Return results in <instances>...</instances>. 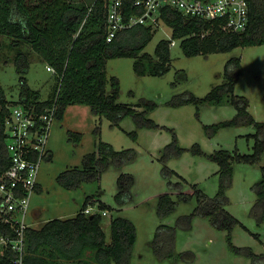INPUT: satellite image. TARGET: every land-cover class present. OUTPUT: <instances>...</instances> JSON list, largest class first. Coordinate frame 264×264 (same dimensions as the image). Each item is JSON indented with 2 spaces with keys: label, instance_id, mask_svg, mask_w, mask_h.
<instances>
[{
  "label": "rangeland",
  "instance_id": "374dc122",
  "mask_svg": "<svg viewBox=\"0 0 264 264\" xmlns=\"http://www.w3.org/2000/svg\"><path fill=\"white\" fill-rule=\"evenodd\" d=\"M171 35V28L161 18L145 51L155 57L157 43L161 39H170ZM0 38L5 44L0 56V83L7 99L14 102L20 92V74L14 62L16 51L11 46L12 38L1 35ZM175 41L171 46V65L164 75L138 74L134 68L136 58L133 57L109 58L106 62L107 93L112 92L111 78H118V102L134 105L142 111L147 110L146 103H155V108L147 111V117L160 127H138L132 117L115 124L107 117L97 115L89 104L68 105L64 118L53 124L48 143L50 155L47 158L50 159L41 163L37 179L41 189L32 194L27 220L33 228H41L54 218L75 217L83 209L85 199L95 196L97 203L93 211H99L100 202L110 207L105 215L100 210L107 243L111 242L112 219L125 217L135 224L137 241L130 264H254L251 256L230 246L226 232L215 228L202 216L194 218L191 228H177L176 256L160 258L154 252L152 241L159 224L176 226L181 215L191 214L198 205L195 197L185 198L194 191V184L211 197L217 193L219 165L208 156L220 149L252 153L254 138L249 139L247 135L257 130L255 125H231L210 135L205 125L231 120L237 112L234 105L199 102L198 109L194 102L174 105L173 101H181L188 94L200 101L214 86L224 82L226 62L232 57H240L242 67L235 95L246 97L249 113L258 122H264V44L187 56L180 40ZM22 49L29 54V71L25 75L27 85L40 92L43 98L49 97L56 83L55 74L30 46L23 45ZM155 61L156 58L153 59ZM70 131L81 133L79 142L70 135ZM133 131L137 132V137L131 134ZM174 136L178 146L185 150L168 156L164 148L173 142ZM101 143L112 145L116 151L132 149L135 159L118 166L113 158H109L100 178L83 182L78 189L60 185L58 175L66 169L83 168L85 157L99 153ZM196 145L200 146L201 154L193 151ZM166 167L174 172L167 171ZM127 176L131 177L130 182ZM263 178L264 154L256 164L235 162L232 185L226 191L229 198L226 209L244 225L234 228L233 243L237 247H250L258 255H264V220L254 216L252 208L257 199L254 186ZM170 182H182V192ZM121 191L130 196V200L123 204L117 200ZM166 193L177 204L171 215L160 218L157 214L159 197ZM36 212L37 216L34 215ZM255 233L260 235V239L254 236ZM183 252H191L194 259H187L190 254L181 258L179 253Z\"/></svg>",
  "mask_w": 264,
  "mask_h": 264
},
{
  "label": "trees",
  "instance_id": "16d2710c",
  "mask_svg": "<svg viewBox=\"0 0 264 264\" xmlns=\"http://www.w3.org/2000/svg\"><path fill=\"white\" fill-rule=\"evenodd\" d=\"M134 1L124 0L126 16L143 12V9L133 7ZM247 3L250 11L249 25L245 31L237 33L223 30L220 21L187 17L169 8L162 9L161 14L167 26L171 28L172 38L180 40L185 55H208L214 52H228L239 46L264 44V0H247ZM155 32L156 28L151 25L138 24L119 32L111 42H108L106 0H0V35L12 38L11 46L16 51L14 62L20 74L18 102L29 104L43 99L41 105L44 107L52 103L60 89L57 119L64 118L68 105L84 103L91 105L97 115L105 116L115 124L132 117L138 127L159 128L160 125L155 120L147 117V111L154 109L155 103H146L147 110L143 111L134 105L119 103L120 83L116 77L111 78L112 92L108 94L106 91L108 82L106 62L109 58H136L134 68L140 75L146 73L164 75L168 72L171 65L169 39H161L157 43L155 57L145 51ZM23 45L30 46L42 60L55 69L56 83L47 98H43L40 92L27 85L25 75L29 71V54L22 49ZM4 48L5 44L0 38V56ZM241 67V58L232 57L225 64L224 82L214 86L200 101L192 94H188V97L181 101H173L174 105L194 102L198 109L199 102L234 105L237 112L231 120L205 125L210 135L222 127L231 125H255L257 130L247 135L249 139L254 138L252 153L242 154L220 149L208 156L219 165L218 191L211 197L194 184L192 186L194 191L185 195L186 200L194 197L197 199L198 205L194 211L188 215H181L176 226L159 224L152 246L160 258L176 256L177 228H191L194 218L202 216L215 228L227 233L228 242L235 251H242L251 256L254 264H264L263 254L258 255L250 247H237L233 243L234 228L237 225L243 227L244 225L226 209L229 203L226 191L232 185L235 162L256 164L264 154V122H258L249 113L246 97L235 95ZM11 102L17 101L7 99L4 87L0 83L2 109L0 121L7 111L8 103ZM131 134L137 137L136 131ZM70 135L77 142L80 141L81 133L70 131ZM174 137L173 142L164 148L168 156L178 155L185 150L178 146L176 136ZM193 151L196 154L202 153L199 145H196ZM6 156L5 141L0 133V160ZM135 156L132 149L116 151L112 145L101 143L99 153L94 152L85 157L83 168L66 169L57 179L65 188L78 189L83 182L98 180L107 167L109 158H113L116 165L122 166L132 162ZM166 169L174 172L168 167ZM127 178L130 182L131 177ZM170 185L179 190L184 187L182 182L175 184L170 182ZM254 189L257 199L252 214L259 220H264V178L255 184ZM117 200L123 204L130 200V196L121 191L117 195ZM96 203L95 196H88L83 209L75 217L51 219L41 229L30 227L27 231L24 264H130L137 241L135 224L125 217L112 219L111 242L107 243L106 233L101 225L103 215L100 210H108L110 207L100 202L99 212L85 213L89 206H95ZM176 204L169 193L161 195L157 207L158 216L166 218L171 215ZM254 236L260 239L258 233ZM179 256L188 260L195 257L191 252L179 253ZM0 264L13 263L8 256H0Z\"/></svg>",
  "mask_w": 264,
  "mask_h": 264
},
{
  "label": "built area",
  "instance_id": "2783aa9c",
  "mask_svg": "<svg viewBox=\"0 0 264 264\" xmlns=\"http://www.w3.org/2000/svg\"><path fill=\"white\" fill-rule=\"evenodd\" d=\"M133 7L141 13L126 16L124 0H106L107 41L119 32L138 24L159 27L162 9L176 10L187 17L221 22L228 32L245 31L250 21L247 0H135ZM170 47L175 44L172 35ZM47 68L55 73L50 64ZM52 103L43 101L29 104L8 103L0 121V133L5 141L7 156L0 160V256H8L13 264H24L27 248V231L32 194L37 190L41 163L50 155L49 138L58 113V93ZM2 109H0L1 115ZM94 206L85 213L94 214ZM107 214V210L102 212Z\"/></svg>",
  "mask_w": 264,
  "mask_h": 264
},
{
  "label": "crops",
  "instance_id": "0c3cea01",
  "mask_svg": "<svg viewBox=\"0 0 264 264\" xmlns=\"http://www.w3.org/2000/svg\"><path fill=\"white\" fill-rule=\"evenodd\" d=\"M156 30H157V28H156ZM171 33H172V32H171ZM178 40H179V39H178ZM217 171H218V170H217ZM40 189H41V188H40V186H39V189H37V190H40ZM37 190H36V191H37ZM34 215L37 216L38 213L36 212V213H34ZM61 219H63V218H61ZM43 226H44V225H43ZM43 226H42V227H43ZM30 227L33 228V226H30ZM42 227H41V228H42ZM41 228H33V229H41Z\"/></svg>",
  "mask_w": 264,
  "mask_h": 264
}]
</instances>
